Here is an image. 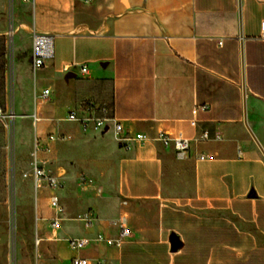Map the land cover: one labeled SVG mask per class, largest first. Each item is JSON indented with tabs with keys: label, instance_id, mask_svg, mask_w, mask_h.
<instances>
[{
	"label": "crops",
	"instance_id": "obj_1",
	"mask_svg": "<svg viewBox=\"0 0 264 264\" xmlns=\"http://www.w3.org/2000/svg\"><path fill=\"white\" fill-rule=\"evenodd\" d=\"M12 18L28 37L22 50L31 72L15 70L9 84L13 105L32 109L35 158L45 169L47 155L65 150L73 166L61 168L67 177L102 157L117 170L113 201L61 180L58 229L50 226L51 189L35 188L47 209L40 220L57 231L44 241L40 264H70L73 256L88 264H264V156L243 122L245 111L264 149V0H13ZM34 31L52 34V53L35 69ZM45 86L48 99L39 102ZM87 97L109 102L128 132L144 139L126 149L111 126L67 120ZM202 129L207 139L198 138ZM159 130L190 138L186 156L155 139ZM86 209L90 226L75 219ZM118 222L129 232L107 244L118 238ZM69 237L88 241L72 249Z\"/></svg>",
	"mask_w": 264,
	"mask_h": 264
},
{
	"label": "rangeland",
	"instance_id": "obj_2",
	"mask_svg": "<svg viewBox=\"0 0 264 264\" xmlns=\"http://www.w3.org/2000/svg\"><path fill=\"white\" fill-rule=\"evenodd\" d=\"M12 3L13 0H0V65L4 63L5 77L4 92L0 91L3 112L0 115V264H40L44 241L56 236L57 231L48 227V218H39L47 209L41 200L44 191L35 189L31 176L35 134L32 109L28 105L20 108L13 105L9 78L17 69L30 73L31 67L26 51L22 50L28 37L15 29ZM14 35L17 37L15 43ZM22 91L25 98L26 89ZM10 110L12 115L7 116ZM258 111L264 113L260 106ZM262 123L264 129V120ZM49 132L47 130L45 134ZM47 157L43 165L48 173L57 175L72 171L65 150L57 157ZM73 172V177L61 175L64 186L84 188L87 184L99 191L96 195L105 194L112 201L116 199L114 159L102 157L88 168Z\"/></svg>",
	"mask_w": 264,
	"mask_h": 264
},
{
	"label": "built area",
	"instance_id": "obj_3",
	"mask_svg": "<svg viewBox=\"0 0 264 264\" xmlns=\"http://www.w3.org/2000/svg\"><path fill=\"white\" fill-rule=\"evenodd\" d=\"M260 36L264 38V19L260 21ZM52 53V34L47 32L34 31L31 36V66L33 69L41 66L44 59L50 56ZM80 69L84 71L86 66L80 65ZM50 89L45 86L42 87L38 93V101L45 102L48 99ZM197 106L192 108V112L196 111ZM3 114L2 107L0 106V115ZM7 116H11V110L8 111ZM65 118L70 120L81 128H92L102 129L107 126H111L114 139L117 141L119 146L129 148V141L136 140L142 141L144 135L141 132L129 133L127 128L111 114V104L107 101H100L94 98H84L77 105L70 108L66 112ZM190 124H195V118L191 117L189 120ZM52 136L49 135V138ZM209 134L206 129H202L198 138L200 140L207 139ZM155 139L159 140L163 144L172 143L174 155L177 158H183L186 156V151L189 147L190 138L183 137L180 134L171 136L166 130H159ZM204 155L200 154L199 158H203ZM31 165V176L33 185L35 188L44 184L48 186L52 193L48 196V204L54 212V216L50 219V226L53 229H58L60 226V215L63 212V206L58 200L56 191L62 188L63 183L61 179L55 175L48 173L41 165L40 162L35 158L30 161ZM82 180V179H81ZM75 219L83 222L86 226H90L94 222L93 212L89 209L83 210L76 214ZM108 225H113L115 222L110 220L107 222ZM119 235L116 240L105 238L107 244H118L119 240L126 236L129 232L128 228L123 223L118 222ZM100 234H96V238H100ZM88 241V238L69 237L67 238V244L72 249H78L83 247ZM70 264H88L86 258L81 256H73L70 259ZM101 264V263H97Z\"/></svg>",
	"mask_w": 264,
	"mask_h": 264
},
{
	"label": "water",
	"instance_id": "obj_4",
	"mask_svg": "<svg viewBox=\"0 0 264 264\" xmlns=\"http://www.w3.org/2000/svg\"><path fill=\"white\" fill-rule=\"evenodd\" d=\"M10 26V24H9ZM241 89H242V101H243V108H245V86H244V80H243V76L241 77ZM243 122L246 126V128L248 129L249 134L251 135L252 139L255 141L256 145L258 146V148L260 149L261 153L264 156V149L261 146V144L259 143V141L257 140V138L255 137L254 133L252 132V129L250 128V126L248 125L246 118H245V111H243ZM172 244H173V240H172Z\"/></svg>",
	"mask_w": 264,
	"mask_h": 264
},
{
	"label": "trees",
	"instance_id": "obj_5",
	"mask_svg": "<svg viewBox=\"0 0 264 264\" xmlns=\"http://www.w3.org/2000/svg\"><path fill=\"white\" fill-rule=\"evenodd\" d=\"M4 87H5L4 63L2 62L0 65V91L2 93L4 92Z\"/></svg>",
	"mask_w": 264,
	"mask_h": 264
}]
</instances>
